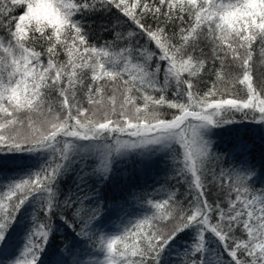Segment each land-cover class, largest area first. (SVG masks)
I'll return each mask as SVG.
<instances>
[{"label": "snow or ice", "instance_id": "snow-or-ice-1", "mask_svg": "<svg viewBox=\"0 0 264 264\" xmlns=\"http://www.w3.org/2000/svg\"><path fill=\"white\" fill-rule=\"evenodd\" d=\"M0 264H264V0H0Z\"/></svg>", "mask_w": 264, "mask_h": 264}, {"label": "rangeland", "instance_id": "rangeland-1", "mask_svg": "<svg viewBox=\"0 0 264 264\" xmlns=\"http://www.w3.org/2000/svg\"><path fill=\"white\" fill-rule=\"evenodd\" d=\"M139 212V215L142 214L143 210L141 208V206L139 204H133L132 207H130L128 209V211H133L135 210L134 213H136L137 211ZM140 210V211H139ZM121 217H123V213L121 214ZM120 224V219L116 218L115 216L112 217V219H110L109 221H106V222H102V226L104 227L105 230L107 231H112L114 230L116 227H118ZM87 259V257H85Z\"/></svg>", "mask_w": 264, "mask_h": 264}, {"label": "trees", "instance_id": "trees-1", "mask_svg": "<svg viewBox=\"0 0 264 264\" xmlns=\"http://www.w3.org/2000/svg\"><path fill=\"white\" fill-rule=\"evenodd\" d=\"M249 135L251 136L252 133L249 132ZM256 143H257V148H258V147H259V141H258V139H257ZM258 154H259V153L257 152V155H258ZM148 183H149V185H151L152 181L149 180ZM148 191L151 192V187L148 188ZM153 195H154V193H153ZM140 206H141V205H140ZM145 207H146V206H145ZM142 210H144V209H142ZM136 211H137V209H136ZM139 211H140V210H139ZM131 212H133L134 215H139V212H138V211H137L136 213H134L135 210H133V211H131ZM112 217H114V216H108V217H105L104 221H102V222L109 221L110 219H112ZM59 239H60V238L58 237V238L53 242V245H52L53 248L58 247V246H59V247H62V245H60V243H59Z\"/></svg>", "mask_w": 264, "mask_h": 264}]
</instances>
